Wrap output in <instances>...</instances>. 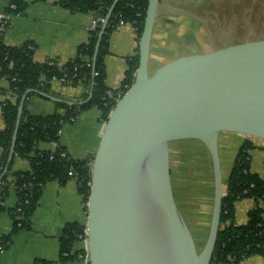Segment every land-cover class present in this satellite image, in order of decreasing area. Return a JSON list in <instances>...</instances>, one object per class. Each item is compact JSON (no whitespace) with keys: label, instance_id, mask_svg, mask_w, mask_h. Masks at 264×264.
<instances>
[{"label":"water","instance_id":"obj_1","mask_svg":"<svg viewBox=\"0 0 264 264\" xmlns=\"http://www.w3.org/2000/svg\"><path fill=\"white\" fill-rule=\"evenodd\" d=\"M118 0L102 21L101 37ZM160 0H148L138 41V66L130 87L103 123L92 161L86 234L90 264H210L219 228L223 182L219 135L264 140V38L174 58L153 73L150 42ZM67 101L48 94L56 102ZM20 98L3 174L14 154L26 100ZM197 139L212 168V199L199 249L173 193L169 143ZM0 176V178H1Z\"/></svg>","mask_w":264,"mask_h":264},{"label":"trees","instance_id":"obj_2","mask_svg":"<svg viewBox=\"0 0 264 264\" xmlns=\"http://www.w3.org/2000/svg\"><path fill=\"white\" fill-rule=\"evenodd\" d=\"M148 0H118L108 19L100 40L95 60L94 76L92 78V62L95 44L102 21L90 31L86 42L80 44L76 55L65 63L56 59L36 61L34 52L36 45L26 41L19 45H7L0 34V79L8 82L7 89H0L2 93H9V97L0 101L1 115L4 127L0 130V147L2 157L0 161V176L5 167L11 145V138L15 128L17 109L21 96L29 91L22 109L17 129L13 157L7 171L0 178V214L7 212L12 219L8 234L0 237V245L6 246L17 231L33 228L32 215L35 211L43 187L50 181L60 184L69 179H75L77 191L81 194L85 210L90 194L92 179V161L94 155L83 159L72 158L66 149L58 145L55 150H40L39 143L55 142L60 137V129L64 123L74 122L81 112L95 106L101 112V120H107L109 112L116 105L114 96L117 91H126L135 78L138 66V48L136 53L127 59V69L122 85L115 91H109L105 84L104 56L108 53L110 34L119 23H131L139 39L143 29V21ZM113 0H57L56 3L71 12L95 11L105 18ZM232 2V0H231ZM238 4L242 0H236ZM12 6V7H11ZM23 6L22 0H9L6 10L8 16L19 14ZM6 19L4 26H7ZM59 81L62 85L75 86L83 84L90 88L93 81L91 98L84 103L67 104L60 101L56 105L63 109V113L33 115L26 109V102L32 96L45 97L52 95V81ZM88 93L83 97L86 99ZM252 138V137H251ZM255 145L250 139H245L237 149L232 166L224 185L225 193L221 201V212L216 244L210 264H240L251 255L264 256V179L250 169V150ZM21 158L28 162L27 170H13L14 158ZM12 191L16 203L11 208L5 207V199ZM242 198H251L254 206L247 213V221L237 224L235 221V202ZM86 226L77 222L66 223L58 239L59 261L69 262L85 256L83 250H73L75 242L86 237ZM50 260L34 259L30 264H51Z\"/></svg>","mask_w":264,"mask_h":264},{"label":"crops","instance_id":"obj_3","mask_svg":"<svg viewBox=\"0 0 264 264\" xmlns=\"http://www.w3.org/2000/svg\"><path fill=\"white\" fill-rule=\"evenodd\" d=\"M56 1L22 0L23 6L20 13L9 17L6 12L9 0H0V14H5L6 19H9L7 26L0 27V34L4 43L7 45H19L26 41H32L36 45L34 59L40 62L52 58L59 63H65L73 58L76 55L78 46L89 38L91 22L98 18L99 15L95 11L71 12L58 5ZM225 1L230 2L231 0ZM206 2L208 0L159 1L150 42L149 63L152 57H155V51L159 50V47L165 46L167 41L178 40L182 36L189 37L195 31L193 27L197 26L198 29H201V24L207 23V20L209 24L212 23L209 15L205 14L203 10L211 8ZM138 41L136 29L131 23L118 25L110 34L108 53L104 56L105 84L110 92L121 87L127 69V59L136 53ZM211 50L214 49L196 53H204ZM7 86V80L1 78L0 89H7ZM51 92L53 97L77 102L83 100L89 89L83 84L69 86L62 85L59 81L54 80L51 83ZM8 97L9 93L1 94L0 92V101ZM55 102L47 97L32 96L26 102V109L33 115L63 113V109L59 108ZM103 123L100 110L93 106L81 112L74 122L62 125L57 143H39L37 148L52 151L60 145L75 159H83L89 155H94L101 140L100 132ZM3 127L0 109V130ZM222 134H228L226 138L227 141H230L229 133L222 132L219 135V148ZM245 139H250L255 145V148L250 150V169L264 179V154L261 153L263 155H260L261 160L258 161L257 166L254 165L252 160V154L255 151L264 152V140L256 141L253 137H244L243 135L240 138L238 147ZM194 140L203 145L205 151L202 158H205L202 161L207 162V149H205L201 141ZM177 141L181 142V144L189 142L188 139ZM169 153L171 159L170 146ZM1 157L2 149L0 147V161ZM232 163L224 175V183ZM28 168L29 164L26 160L18 157L14 158L13 170H27ZM172 180L171 178V182ZM201 185L203 188L201 198L204 203L206 200L207 203L210 201L208 215L205 217L202 213L200 223L201 227L207 229L211 210L212 179L211 182L208 179H203ZM173 193L176 197L174 190ZM15 203L16 197L10 191L4 202L5 207L11 208ZM254 204L251 198H242L235 202V221L237 224L246 223L247 213ZM86 219L85 205L81 194L77 191L74 178L67 180L63 184L57 181L46 183L32 215L33 228L31 230L21 229L17 231L12 235L8 245L4 247L0 245V264H30L37 258L50 260L51 264H90L86 240L77 241L73 246L74 251L83 250L85 252L83 258L80 257L78 260L69 262L59 261L58 239L62 228L66 223L70 222L85 225ZM11 224L10 214L2 212L0 214V237L9 233ZM240 264H264V256L251 255L243 259Z\"/></svg>","mask_w":264,"mask_h":264},{"label":"rangeland","instance_id":"obj_4","mask_svg":"<svg viewBox=\"0 0 264 264\" xmlns=\"http://www.w3.org/2000/svg\"><path fill=\"white\" fill-rule=\"evenodd\" d=\"M235 1L208 0L206 3L211 8L203 10L205 14L209 15L212 23L209 24L207 20V23L201 24V29H198L197 26L193 27L195 31L189 37L182 36L178 40H169L165 46L159 47V50L154 53L155 57H152L148 65L150 73H153L162 64L181 55L203 52L245 40L264 38V0H242L241 4ZM228 133L230 141H227L226 138L228 134H222L219 148L223 178L234 159L240 138L243 136L239 133ZM188 140L189 142L185 144L178 141L170 142V170L176 202L200 249L207 231L201 227V215L202 213L205 217L208 215L210 202L207 203L206 200L204 203L201 198L203 191L201 181L208 179L211 182L212 168L207 150V162L202 161L205 158H202L205 151L203 145L194 139ZM261 153L264 154V152L258 151L252 154V160L256 166L261 160L260 155H263Z\"/></svg>","mask_w":264,"mask_h":264},{"label":"built area","instance_id":"obj_5","mask_svg":"<svg viewBox=\"0 0 264 264\" xmlns=\"http://www.w3.org/2000/svg\"><path fill=\"white\" fill-rule=\"evenodd\" d=\"M103 19L104 18L102 16H99L98 18L94 19L91 22L90 30H94L98 26L99 22L103 21ZM5 23H6V15L5 14H0V25H1L0 27L1 28L4 27ZM122 24H123V22L121 21L119 23V25H122ZM124 87L126 88V90L128 89V87H126V86H124ZM123 94H124L123 90L117 91V93L114 96V100L117 102L122 97ZM85 234H86V231H85ZM84 240H87V234H86V237L84 238Z\"/></svg>","mask_w":264,"mask_h":264}]
</instances>
